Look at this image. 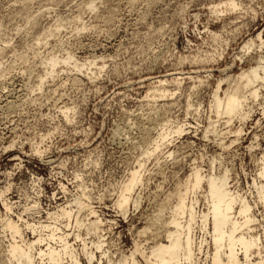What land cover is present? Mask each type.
Masks as SVG:
<instances>
[{"label": "rangeland", "instance_id": "obj_1", "mask_svg": "<svg viewBox=\"0 0 264 264\" xmlns=\"http://www.w3.org/2000/svg\"><path fill=\"white\" fill-rule=\"evenodd\" d=\"M83 1L0 0V187L9 184L5 196L14 203L13 212L38 198L44 216L45 210L75 194L82 182L101 217L112 220L104 232L107 247L128 251L136 231L193 161L203 168L212 163L232 168L247 190L254 163L246 146L255 132L263 142L264 103H258L264 98L254 104L246 134L237 143L229 145L231 134L222 142L211 132L204 134V128L215 118L209 102L217 80L238 74L256 55L235 59L243 41L253 38L257 43L258 32L264 37V0H235L234 10H225L231 0H138L133 5L107 0L93 12L81 11L85 30L77 32L75 24H66L45 45L34 44L44 26L56 20L67 23ZM109 9L114 13L111 22L105 17ZM38 10L37 24L31 26L26 18ZM59 46L79 61L94 56L103 68H93L91 78L71 67L58 68L37 89L43 73L40 58ZM194 56L199 57L189 61ZM171 77L182 78L180 84L170 82ZM159 79H166L163 86L174 94L153 102L145 95ZM188 98L192 105L186 110ZM63 107L73 108L68 117ZM165 119L184 125L185 133L173 135L164 148L174 151L173 158L159 153L145 160L139 206H130L123 217L112 206L115 192L147 146L140 137H155L157 122ZM154 232L141 240L151 242Z\"/></svg>", "mask_w": 264, "mask_h": 264}, {"label": "bare ground", "instance_id": "obj_2", "mask_svg": "<svg viewBox=\"0 0 264 264\" xmlns=\"http://www.w3.org/2000/svg\"><path fill=\"white\" fill-rule=\"evenodd\" d=\"M126 1L133 5L138 0ZM103 2L107 0H84L77 14L67 23L56 20L44 26L34 44L45 45L48 38L59 33L66 24H75L77 32L85 30L87 25L82 20L81 11L93 12ZM237 6V2L231 0L225 3V10H234ZM217 7L213 6L214 11L218 10ZM38 15L39 10L34 15H28L27 23L35 26ZM105 17L109 22L114 19L112 9L106 11ZM92 27L95 26L89 28ZM256 39L257 43L253 38L243 41L239 53L235 55V59L242 61L255 52L249 66L236 75L220 78L211 91L209 109L215 118L208 121L204 134L211 132L222 142L231 134L229 145L237 143L245 133L244 126L254 112V104L264 98L262 32L256 34ZM53 49L47 50L40 58L43 73L38 75L37 89L41 88L44 78L53 76L58 68L71 67L76 72L90 73V78L95 74L93 68H103L94 56L79 61L62 46ZM198 57L194 56L189 61ZM2 75L4 68L0 61ZM180 79L171 77L170 82L180 84ZM165 81L157 80L159 85L152 87V91L145 96L153 102L156 98L172 96L174 93L163 86ZM225 82L227 85L223 88ZM176 89H179L178 85ZM262 103L264 101L258 104ZM191 105L188 98L186 110ZM163 106L159 105L160 108ZM72 109L63 107L61 112L68 117ZM170 121L157 122L155 137L147 134L140 137L142 141H147V146L141 148L137 165L127 172L112 200V206L123 217L130 206L134 209L139 206L137 189L143 184L145 160L159 153H165V158L174 157L173 150L164 151V148L170 144L168 140L173 135L185 133V127L171 125ZM232 122L237 123L235 127L230 126ZM250 139L246 149L254 168L247 180V190L235 178L232 168L213 163L203 168L193 161L184 178L165 194L156 212L136 231L128 251L119 247L112 251L107 247L104 232L112 220L101 217L84 183H78V191L69 199L52 210H45L44 216L38 198L22 206L20 211L13 212L14 203L5 196L9 184L2 186L0 198L5 214L0 217V264H264V136L262 143L258 142L256 132ZM33 149L41 153L38 145H34ZM74 178L79 180V175L74 174ZM24 214L32 219L24 218ZM153 229L151 242H143L140 237Z\"/></svg>", "mask_w": 264, "mask_h": 264}]
</instances>
